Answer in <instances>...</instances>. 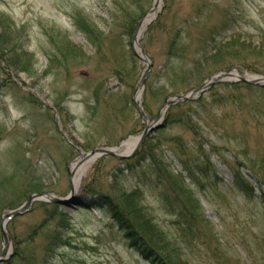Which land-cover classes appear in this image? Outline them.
Instances as JSON below:
<instances>
[{
  "label": "rangeland",
  "instance_id": "rangeland-1",
  "mask_svg": "<svg viewBox=\"0 0 264 264\" xmlns=\"http://www.w3.org/2000/svg\"><path fill=\"white\" fill-rule=\"evenodd\" d=\"M154 2L142 1L145 12L138 21ZM121 3L126 0H0V181L12 182L0 183V219L33 192L68 197L64 204L34 201L29 211L14 216L8 226L15 239L34 237L27 246L37 255L43 253L47 234L56 233L65 241L41 264H152L124 227L92 206L90 195L82 190L70 194V166L81 152L114 146L144 128L132 102L146 65L133 52L134 32L124 37L122 45L117 37L111 38L98 54L74 24L75 18L85 17L105 32L113 22L116 4ZM155 11L140 38L152 61L138 96L148 105L149 119L163 98L175 93L163 74L166 44L175 29L181 30L178 54L182 60L192 61L196 53L208 51L186 76L174 77L181 87L178 93L198 87L226 68L241 75L264 74L263 50L251 52L264 43V0H158ZM243 56L258 71L243 68V62L230 66ZM237 82L242 84H233ZM96 86L105 88L98 104L91 95ZM199 97L192 104L196 113L181 106L189 112L184 115L186 123H164L151 134L154 143L155 135L159 137L156 151L171 170L182 169L172 148L177 143L174 138L188 145L198 176L197 184L191 186L198 211L203 212L212 233L205 237L215 238L210 247L218 244L210 249L199 237L190 244L181 240L183 254L192 264H264V85L232 78L213 83ZM181 107L174 109L175 115ZM119 150L125 153V145ZM197 161L205 172L196 169L193 163ZM124 163L115 156H101L81 180L88 175L103 188L116 180V192L134 187L139 177L149 173L147 159L133 166ZM237 167L252 189L235 182ZM143 191V202L154 218L159 223L169 220L171 215L159 201L157 190L147 186ZM40 202L57 206L53 210L51 204ZM47 215L51 218L40 233L31 234ZM13 248L12 243L14 252ZM7 261L0 264H24L13 256Z\"/></svg>",
  "mask_w": 264,
  "mask_h": 264
},
{
  "label": "trees",
  "instance_id": "trees-1",
  "mask_svg": "<svg viewBox=\"0 0 264 264\" xmlns=\"http://www.w3.org/2000/svg\"><path fill=\"white\" fill-rule=\"evenodd\" d=\"M143 0H126V3L122 5L116 4L117 10L112 13L111 26L108 27L107 31L100 30L97 26L92 24L88 19L75 18L74 24L83 32L86 39L94 46L95 52L101 53L105 44L113 37L118 38V44L122 45L124 43V37H130L138 23L139 18L145 12L142 8ZM149 27L147 28L148 31ZM177 33V34H176ZM181 30L175 29L174 35L171 36L166 44V58L165 63L166 69L163 72L166 75L167 80L172 82L174 91H179L181 87L177 86L174 81V77L186 76L187 71L191 68H196L200 63L199 59L204 57L208 51H203L202 53H196L193 55L192 61L182 60V55L178 54L179 50V37ZM264 33H262L263 35ZM71 43V42H70ZM259 43L255 48L252 49V53L264 52V43ZM78 48V47H77ZM252 54V55H253ZM178 57V58H177ZM264 58V57H263ZM181 59V60H180ZM243 62V68L258 71V68L253 67V63L247 61L245 57L237 61L230 62V66ZM14 66L18 64L13 62ZM226 65L220 66L225 67ZM209 69V68H208ZM210 70V69H209ZM196 71H200L196 69ZM172 75V77H171ZM242 84V82L233 83ZM248 84V83H246ZM250 84V83H249ZM195 85V84H194ZM103 86H96L92 91L91 95L95 98L96 104L98 98L102 97L100 92L104 93ZM147 92L151 91L150 84L147 85ZM196 99L197 101L200 99ZM196 103L195 100L178 102L170 105L165 113V124L172 123H186L187 113L181 106H187L189 111L195 112V106L192 104ZM181 107L180 114L175 115L174 109ZM144 108L148 112V105L144 102ZM150 112V110H149ZM190 120V116L188 117ZM161 129V128H159ZM177 143L180 144L176 146L171 144L176 157L179 159L183 169L171 170L170 164L164 161L163 156L157 151L156 142L159 143V137L155 135V141L152 142L151 136H149L145 142L139 147L135 155L129 158H123L124 164L127 166H132V164L139 162L140 160L147 159L149 161V173L139 177V184L134 187L125 190H119L115 192L116 180L113 185H109L107 188H103L102 184L96 183L88 175L84 178L82 182V191L87 195L91 196L90 202L92 206H98L104 210L108 215L113 218L119 225L124 227L128 232V238L132 239L134 244L139 247V250L143 255L151 261L152 264H192L190 259L186 254H183L181 240L185 243H191L195 241L198 237L201 239L203 244L207 245L208 248L213 249L218 247V244L210 247L213 242H215L214 237L210 231L209 223L204 221L203 212H199L200 207L198 198L195 194L194 185L198 182V177L196 175V170L192 166L189 159L190 149L188 145L180 139V137H175ZM174 140V141H175ZM161 142V141H160ZM200 150L203 149L199 145ZM157 150V151H156ZM188 150V153H187ZM206 158L209 160L207 153H204ZM98 160V159H97ZM206 160V161H208ZM208 163V162H207ZM133 164V165H134ZM196 169L204 171L201 161L195 163ZM209 164V163H208ZM206 164V165H208ZM208 170V169H206ZM205 172V171H204ZM234 180L236 183H241L247 185L249 189H252L248 179L239 169V167L234 169ZM95 176V175H94ZM188 178V181H187ZM261 178V177H260ZM0 183L12 184V182L7 180H1ZM152 187L157 190L158 199L165 208V210L171 215L170 219L165 223H159L148 209L146 203L143 202L144 198V187ZM38 190L39 187L35 186ZM252 191V190H251ZM251 198L252 194L249 195ZM264 200V195H263ZM40 204H51L54 208L57 206L55 203L40 202ZM51 214V213H50ZM53 215V214H51ZM51 216L47 215L31 230V234H38L45 222L49 220ZM206 219V218H205ZM12 221V220H11ZM8 225L10 224V222ZM169 226V227H168ZM166 227L167 229H163ZM173 228L174 232H170ZM201 227V228H200ZM170 230V231H169ZM182 233H181V232ZM180 232V233H179ZM180 234L182 237H177ZM203 237H200L199 235ZM13 239V257L24 264H41L46 258H48L54 248L62 242V238L57 237L56 233L47 234L46 241L43 246V253L37 255L34 249H29L27 244L34 240V237H18L15 239L14 235L11 233ZM25 242V244H24ZM181 252V253H180ZM183 255V258L180 256ZM7 261V263H9Z\"/></svg>",
  "mask_w": 264,
  "mask_h": 264
},
{
  "label": "water",
  "instance_id": "water-1",
  "mask_svg": "<svg viewBox=\"0 0 264 264\" xmlns=\"http://www.w3.org/2000/svg\"><path fill=\"white\" fill-rule=\"evenodd\" d=\"M152 10H153V7L150 8V11H152ZM134 51L136 54H138L136 49ZM138 55L146 62V67L144 68V70H143V72L139 78V83H138V88H143V86L145 84V79H146V77L149 73V70L151 68V61L145 55L144 56H142L140 54H138ZM232 75H234V73L232 71H228V70L221 71V72L212 74L200 86L193 88L186 93H174V94L169 95L168 97H166L163 100V102L160 106V109L158 110V112L156 113L154 118L151 120H149L147 118L146 113L143 109L141 100L138 101L135 97L136 96L135 94L137 93V89H138L137 88L133 92L132 101H133L135 107L137 108V110L139 111V113L143 119L144 128H143L142 132L137 136V141L134 144L133 148L130 150V152L129 153L118 152L117 149L119 148V146L121 144V142H120L117 145L110 146V147H108V146L94 147L91 150H89L88 152L83 153L81 158L98 157V156H101L104 154L115 155V156L120 157V158L124 157V156H128V155H132L138 149V147L143 143V141L150 134V132L152 130L156 129L158 126H161L163 124L162 112L168 107V105H170L171 103H174L176 101H180V100L193 99V98L197 97L198 95H200L213 82L227 79V77L232 76ZM238 77L240 80H243V81H248L251 83L264 84V75H262V74H256L252 77H246L243 75H239ZM71 175H72V172L70 171V176ZM71 192L72 193L74 192L73 188L71 189ZM38 199L39 200H52V201L59 202L61 204L68 202L67 196H56V195H54L52 193H48V192H44V193L43 192H34V193L30 194L29 197L22 204H20L18 207H15L6 213H3L2 217H1V221H0V228H1V232H2V243H1V247H0V261H4L5 259H7L12 254V252L9 250L10 244H11L10 236H9L7 230L5 229L6 220L8 218H10L11 216L19 215V214L27 211L30 208L32 202L34 200H38Z\"/></svg>",
  "mask_w": 264,
  "mask_h": 264
},
{
  "label": "bare ground",
  "instance_id": "bare-ground-1",
  "mask_svg": "<svg viewBox=\"0 0 264 264\" xmlns=\"http://www.w3.org/2000/svg\"><path fill=\"white\" fill-rule=\"evenodd\" d=\"M152 16V13H149L143 20H142V23L140 25V27L138 28V31L136 33V39H135V46L137 48V51H140V48L139 46L137 45V40H138V37L140 36V33L145 25V22ZM141 52V51H140ZM249 76V75H247ZM137 141V137L132 135V136H129L128 138H126L122 145H125V150H129L131 149L134 144L136 143ZM96 159V157H89V158H86V159H83V158H76L71 166H70V170L72 172V177H71V183H72V187L75 191H77L79 189V183H80V178L83 174V172L85 171V169L92 163V161Z\"/></svg>",
  "mask_w": 264,
  "mask_h": 264
}]
</instances>
